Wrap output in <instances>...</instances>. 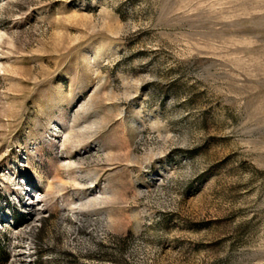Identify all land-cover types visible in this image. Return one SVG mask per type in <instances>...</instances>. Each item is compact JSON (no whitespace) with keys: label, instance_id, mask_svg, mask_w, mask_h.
<instances>
[{"label":"rangeland","instance_id":"1","mask_svg":"<svg viewBox=\"0 0 264 264\" xmlns=\"http://www.w3.org/2000/svg\"><path fill=\"white\" fill-rule=\"evenodd\" d=\"M0 264H264V0H0Z\"/></svg>","mask_w":264,"mask_h":264}]
</instances>
